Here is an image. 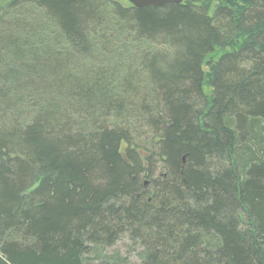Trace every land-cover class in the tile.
I'll use <instances>...</instances> for the list:
<instances>
[{"label":"trees","instance_id":"1","mask_svg":"<svg viewBox=\"0 0 264 264\" xmlns=\"http://www.w3.org/2000/svg\"><path fill=\"white\" fill-rule=\"evenodd\" d=\"M0 264H264V0H0Z\"/></svg>","mask_w":264,"mask_h":264},{"label":"rangeland","instance_id":"2","mask_svg":"<svg viewBox=\"0 0 264 264\" xmlns=\"http://www.w3.org/2000/svg\"><path fill=\"white\" fill-rule=\"evenodd\" d=\"M123 1V0H119ZM208 90V89H207ZM106 253H119L121 256H128L133 262L137 261L136 255L140 251L138 245L134 246L127 237H123L115 244L105 249Z\"/></svg>","mask_w":264,"mask_h":264},{"label":"water","instance_id":"3","mask_svg":"<svg viewBox=\"0 0 264 264\" xmlns=\"http://www.w3.org/2000/svg\"><path fill=\"white\" fill-rule=\"evenodd\" d=\"M135 8L143 7H162L167 4H180L183 0H126Z\"/></svg>","mask_w":264,"mask_h":264},{"label":"flooded vegetation","instance_id":"4","mask_svg":"<svg viewBox=\"0 0 264 264\" xmlns=\"http://www.w3.org/2000/svg\"><path fill=\"white\" fill-rule=\"evenodd\" d=\"M147 200L150 202L151 201V197H147Z\"/></svg>","mask_w":264,"mask_h":264}]
</instances>
